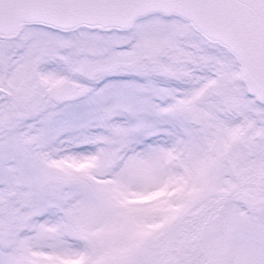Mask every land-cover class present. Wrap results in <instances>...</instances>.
<instances>
[{
  "label": "snow or ice",
  "instance_id": "1",
  "mask_svg": "<svg viewBox=\"0 0 264 264\" xmlns=\"http://www.w3.org/2000/svg\"><path fill=\"white\" fill-rule=\"evenodd\" d=\"M0 264H264V0H0Z\"/></svg>",
  "mask_w": 264,
  "mask_h": 264
}]
</instances>
